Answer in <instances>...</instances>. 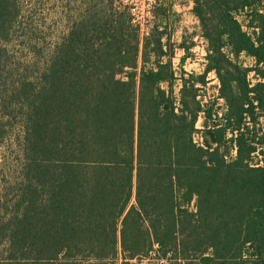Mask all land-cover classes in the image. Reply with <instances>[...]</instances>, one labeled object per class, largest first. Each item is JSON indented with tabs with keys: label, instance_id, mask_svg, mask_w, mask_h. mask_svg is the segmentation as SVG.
I'll use <instances>...</instances> for the list:
<instances>
[{
	"label": "trees",
	"instance_id": "16d2710c",
	"mask_svg": "<svg viewBox=\"0 0 264 264\" xmlns=\"http://www.w3.org/2000/svg\"><path fill=\"white\" fill-rule=\"evenodd\" d=\"M31 1L0 0V264H115L118 252L136 264L153 241L163 255L189 245L200 264H264V132L249 133L263 82L248 88L246 68L226 79L209 65L229 94L203 146L193 136L199 114L212 115L197 94L205 76H181L177 100L160 36L144 44L137 72L138 27L125 6L96 4L45 44L28 30L20 63L10 45ZM193 2L211 52L227 45L264 65V0ZM222 146L236 155L227 160Z\"/></svg>",
	"mask_w": 264,
	"mask_h": 264
},
{
	"label": "rangeland",
	"instance_id": "374dc122",
	"mask_svg": "<svg viewBox=\"0 0 264 264\" xmlns=\"http://www.w3.org/2000/svg\"><path fill=\"white\" fill-rule=\"evenodd\" d=\"M100 3L103 5L112 3L117 9H123L125 6L134 19L132 22L138 27L139 37L137 72L142 65L141 53L144 44L146 43L149 48H155V37H161L162 48L170 55L172 69L177 77L174 84V95L177 100L179 99L181 76L188 78L190 73L205 76L204 83H197V94L203 107L210 109L212 115L211 118H204L203 113L199 114L196 122L198 131L193 136L195 142L203 146H205L204 125L217 121L218 117L227 110L223 94L224 92L229 94L228 80L223 88L215 70L207 69L209 65L217 66L226 79L233 78L237 74V68H246L245 81L248 88H253L258 82L264 84L263 77L259 74L262 69L264 70V65H256L254 58L248 53L242 51L235 55L227 45L221 49L223 55L214 54L210 51L211 46L204 35V27L193 10V0H32L26 4L27 7L24 6L23 23L13 33L14 43L12 42L10 45V48L14 46L12 50L14 52L13 59L23 63L28 42H31L29 34H27L28 30L34 38L37 37L41 41V44L60 40L62 34L69 28L70 19L79 20L90 11H94L96 4ZM235 16L242 29L251 32V28L246 25L248 22L246 14L239 12ZM30 29H34V31ZM145 37L149 38L147 42ZM38 44L40 45V43ZM210 52L211 57L214 58L212 62L209 61ZM166 58L165 56L164 60ZM119 76H123V74ZM231 85L232 97L238 101L241 97V91H238L234 83ZM162 86L166 87L164 83ZM258 90L262 95L264 94V86L259 87ZM262 111L256 108L258 117L255 126L250 127L251 138H257L264 132V112ZM220 151L224 152L227 160L236 155L235 146L228 148L222 146ZM261 157L260 154H255L250 162L262 164ZM133 202L134 198L131 199V203ZM189 210H194L193 202L189 205ZM125 212L126 210H123L122 214ZM184 242L187 243V240ZM188 247L190 246L180 243L178 248L172 246L163 255L158 243L153 241L151 249L138 258L129 261L136 264H200L199 255ZM250 248L244 253L248 254L250 250H253ZM208 252H211L210 249ZM112 260L115 264H122L124 261L119 252Z\"/></svg>",
	"mask_w": 264,
	"mask_h": 264
},
{
	"label": "built area",
	"instance_id": "2783aa9c",
	"mask_svg": "<svg viewBox=\"0 0 264 264\" xmlns=\"http://www.w3.org/2000/svg\"><path fill=\"white\" fill-rule=\"evenodd\" d=\"M134 20V19H133Z\"/></svg>",
	"mask_w": 264,
	"mask_h": 264
}]
</instances>
